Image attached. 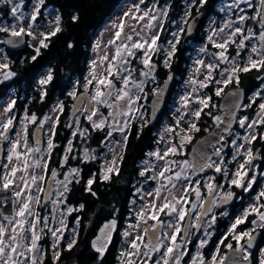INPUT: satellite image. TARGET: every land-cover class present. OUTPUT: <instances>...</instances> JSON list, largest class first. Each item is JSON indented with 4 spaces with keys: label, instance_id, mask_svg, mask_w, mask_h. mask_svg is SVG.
I'll return each mask as SVG.
<instances>
[{
    "label": "snow or ice",
    "instance_id": "1",
    "mask_svg": "<svg viewBox=\"0 0 264 264\" xmlns=\"http://www.w3.org/2000/svg\"><path fill=\"white\" fill-rule=\"evenodd\" d=\"M195 3V0H193ZM205 0H200L201 5ZM0 4L11 5L10 13L13 19L17 23H13L9 26L0 24V33H7L10 37L15 39H8L6 43L16 46L23 43L22 37L28 36L33 39H38V46H33L35 55L31 57L32 61H36L37 57L41 53V49L49 46L50 38L56 36L62 31L61 17L57 15L55 20L51 23L55 24V27L47 32H40L37 37L34 32V28L37 27L38 17L41 16V9L44 7L45 0H36L31 7L30 14H26L23 11L24 0H0ZM260 11H256L251 17L240 15L236 21L229 20L223 27L213 31V36L219 33H224L225 29H231L224 39L216 41L213 36L209 37V41L213 47L218 49L213 54V62L205 64L203 60H197L196 64L199 65L195 69L197 73L201 72V69H206V74L203 80L191 79L190 83L194 85L191 92L181 97L182 108L185 111L181 112L179 118L176 120L175 125L168 127L165 131L171 134L169 139V146L164 149L163 152L157 150L150 155H154L157 160H164L165 165L161 170L155 172L152 177L153 180L159 179L160 185L156 187L152 192L147 193L153 199L150 203L145 204L136 213L137 223L130 225L129 227H135L138 231L136 236L130 241L131 251H122L121 257H124L121 264H137L136 257H142L139 260V264H181L182 258L188 253L184 250L178 251L182 248V245L177 242L178 237L184 232L187 235L188 227H200L199 221L201 215H197L195 225H185L186 217L189 216V209L185 205L191 204V209H196L197 205L192 203L188 199L190 192H195L197 200L201 199V192L199 187V180L193 181L192 176L196 173L203 172L205 168H213L217 173H222L226 178L228 176L227 168L224 166L223 157H221L220 163L211 161V158H207L203 163L200 160L194 158L193 162L184 160L179 166L178 171H174L171 165L176 162L174 160H168L169 156H176L184 154V149L187 144H190L193 140L194 134L201 131L198 126V122L201 119L202 113L206 108L216 107L212 103V97L207 94L194 95L199 90L206 89L210 84L215 85V96L220 97L224 93V88L229 84L235 82L237 85L240 83V73H248L252 70L261 71L264 69V0H259ZM141 5H145V0H138L133 2L127 11L119 17V23L112 22V29L114 30L110 39L104 42L102 39H98L94 42L93 50L101 51V49H111V51H105L103 55L98 57V60H93L90 64L89 77L85 78L83 84L84 91L77 93L74 89L69 92L68 95L77 100L78 103L73 105L74 114L80 112L85 115V118L91 122V127L95 130H104L109 127L105 140L101 141L102 147H107L105 141L112 137L114 131H119L124 135L123 143L117 141L116 143L121 147V153H115L113 149V157L111 161L106 162V166H102L101 178L105 181L111 179V175H119V162L124 159L123 148L126 147L128 136L125 134V129H128V122L125 121L123 125H119L118 117L121 115L129 116L134 110V106L141 99L137 92H143L145 88L144 80H137L134 78L133 73L136 71L131 67L133 59L139 60L143 65V68L139 71L140 76L150 77L152 81H155V76L152 73L155 71V64L152 63V55L158 51V40L160 39L159 32L163 29L162 19L167 16V10H161L160 15L154 14L155 5L152 8H148L146 5L142 9ZM190 12H186L185 16H190ZM72 21L78 20L77 15L72 16ZM258 21L260 24V31L256 32L253 27H244L246 20ZM130 21L134 23H129ZM182 23L188 25V31L191 32L193 25L188 24L187 19H184ZM27 25V27H25ZM155 30L157 34H151ZM184 29L181 28L180 32ZM180 32H173L172 35L175 38V42L170 41L171 48L167 52V58L164 61L165 67H170L171 57L176 51V44L179 43ZM257 41L253 43V41ZM4 42V41H0ZM235 46L236 53L234 56L229 55V47ZM69 48L74 47L72 43H69ZM206 51V49H201ZM247 51V58L241 63L242 52ZM141 53L137 56L136 53ZM4 62H0V82L10 80L17 74L11 70L10 62H8L7 56L0 53ZM228 65L221 67V65ZM144 69H147L145 71ZM219 70V71H217ZM217 76L221 78H217ZM171 78V77H170ZM53 80V73L48 71L47 75L39 80V84L42 86L41 100L46 96V91L43 90V86L48 85ZM167 83V82H165ZM222 85V86H221ZM164 88H155L157 100L155 104H159L160 98L164 95ZM230 96H236L237 93L233 92L228 94ZM261 96V93L257 92L251 100V103L247 107H251L252 103L256 102V97ZM198 105L192 111H187L191 105ZM16 99L11 98L8 94L0 96V140L7 141L9 143V149L6 155L7 163L0 164V191L8 192L15 199L12 201L13 214L3 215L0 219V264H44V253L38 245V241L41 239L37 228L42 222V217L39 213H34L33 203L39 204V196H33L32 190L35 188L37 192H44V188L41 182L45 181V175L48 171L51 172V177L55 178L57 172L54 169H49L47 161L43 156L37 158L35 154H41L42 149L39 146V140L36 142V146H31L28 141V124H36L38 129L42 128L45 122L51 121V129L49 131V139L47 140L48 157L50 158L51 151L55 147L53 143V137L56 135V126L59 124V116L53 119L50 115H45L43 120H40L35 113L28 115L25 113L22 128L15 133L16 138L11 139L10 133L14 128L15 116L13 115L16 108ZM126 105V108L122 107ZM103 106L108 111L107 116L100 111V107ZM232 107H240L238 103H233ZM259 120H253L247 123V117H243L239 120L240 127L245 126L248 129H253L256 125L264 124V102L259 103ZM64 110L63 102L57 105L53 111L62 113ZM138 111V109H136ZM179 111V110H178ZM208 116H212L217 127L224 123L223 118L220 115H213L211 111L204 113ZM99 116V119L94 117ZM111 118L115 127L108 124V118ZM191 117V119H187ZM79 123L78 119L75 121ZM71 127V125H69ZM87 131V129H85ZM81 135L84 133L81 132ZM75 136L76 133L74 132ZM261 139H264V135H261ZM163 139V137H161ZM224 139L223 136L220 137ZM257 140V135L249 133L244 137V143L237 144L236 140H232L231 143L235 147L232 160L237 163V168L232 177L229 180L230 186L241 188L245 192L253 190L254 184L257 183L256 176L250 175V172L256 167L254 161L257 156L254 155L253 149L248 145H251L253 141ZM72 151V142H68L66 154L63 157L64 163H67L69 156L68 153ZM222 149L217 148L214 155L220 156ZM193 152L200 155L199 150L194 146ZM75 158V157H73ZM239 158H242V162ZM96 159L95 156L88 157L85 154V160ZM42 160L44 161L42 163ZM41 169V174H36L32 169ZM191 169V174L188 170ZM154 171V170H153ZM79 168H70L67 174L64 176L63 181H56L61 185L63 191H58V196L62 200H66L65 193L71 191L69 184L74 182L75 177L79 176ZM140 175H145L144 171L140 172ZM264 175V173H262ZM183 178L184 183L179 182ZM214 178H210L213 180ZM95 177L88 179L86 185V191L93 196L96 195L92 191V185ZM75 182H79L75 180ZM193 184L197 185L193 187ZM209 194L218 190L222 185L215 184L213 182H206L204 185ZM167 194H163L164 192ZM233 193L228 191L225 196L221 197L222 203H227L233 197ZM8 197H3L0 202L7 200ZM256 203L249 204L245 208L241 215L236 216L234 222L231 224L227 233L222 236L214 251L210 257L205 258L203 254L197 253L196 257L192 258L191 264H240V261H247L249 258L248 249L252 247V241L254 239L252 233L256 227L264 228V188L255 195ZM53 201V203H59ZM216 201L212 200L204 210L203 215H207L212 211V207L216 205ZM80 209H83L84 205L81 204ZM204 207L203 204L200 205ZM74 211L73 208H67V212L71 214ZM226 215L227 213H222ZM255 215L256 219L251 220L253 225L252 229L238 230L239 226L248 222V217ZM46 220V218H44ZM216 216H212V223H215ZM151 221L152 223H149ZM60 227L49 229L51 235L55 238V243L52 245L53 249V261L54 264L60 259L61 251L60 242L64 241L63 249L71 251L78 243V232L75 229L72 230L70 237L66 238L64 232L66 225L62 219ZM76 223H79L77 219ZM141 225H144L141 228ZM47 227V224H44ZM116 227V221L112 220L106 223L103 228L100 229L101 236L92 241V248L99 255V259H103L107 250L108 244L111 242L112 231ZM43 231V228L40 229ZM210 237V233H206ZM124 236H131V232L125 231ZM230 237V239H229ZM167 241V243H166ZM227 241V242H226ZM235 242V246L233 244ZM246 241V243H241ZM187 243V241L185 242ZM208 243L207 240H201L199 242V248H203ZM221 246L227 249V252L221 251ZM229 252L231 255H229ZM159 253V259L153 260V256ZM242 254V255H240ZM264 254V253H262ZM260 264H264V259Z\"/></svg>",
    "mask_w": 264,
    "mask_h": 264
},
{
    "label": "trees",
    "instance_id": "2",
    "mask_svg": "<svg viewBox=\"0 0 264 264\" xmlns=\"http://www.w3.org/2000/svg\"><path fill=\"white\" fill-rule=\"evenodd\" d=\"M35 1L24 0V8H30ZM128 1L130 0H45L44 7L41 9L42 14L38 21L44 17L47 9H53L61 17L62 31L50 38L49 46L41 49V53L36 61L31 60V57L35 55V51L29 45V40L28 47L25 50L12 51L8 50L5 44V37L9 34L0 33V41H4L0 42V44L7 50L11 70L17 74L11 80L0 82V96L10 93L13 89L18 101V107L27 111L29 115L35 113L40 120L45 115H49L54 103L57 99H61L64 110L58 115L59 124L56 126V135L53 137L55 147L52 149L47 163L50 170L62 171L71 167L80 169L79 176L75 177L74 182L69 184L71 191L66 193L65 200V207L74 209L69 214L68 225L70 230L65 237H70L71 231L75 229L79 234L78 243L71 251H66L63 249L64 241H61L59 249L61 256L55 264H119L120 260H122L121 252L124 243L123 227L132 212L134 182L140 174L142 163L147 159V154L154 150L157 144L158 124L151 127L149 124L140 126L137 121L132 123L127 132L128 140L124 148L125 155L119 175L113 174L115 182L104 185L99 179L98 159L101 153L102 138L104 137L105 139L108 130L93 129L91 122L86 121L84 117H82L80 127L74 128L71 122L74 120L70 119L73 100L70 99L68 93L71 92L73 85L83 81L88 75L95 37L109 23L117 11L120 10L121 6ZM147 1L145 0V2ZM158 1L162 10L164 0ZM169 1L171 7L167 15L168 28L162 30L160 36H164L167 32H169L167 34H170L172 19L178 18L184 7L181 0ZM199 1L195 3V9L198 7ZM223 1L205 0L203 7L209 8L211 12L220 15L221 11H219L220 7L218 6ZM10 7L11 5L8 4H0V24L4 26L8 24L9 20L13 19ZM73 15L78 16V20L75 22L71 19ZM259 26L258 22L257 29ZM204 40V35H202L198 41ZM69 43H72L74 47L69 48ZM188 51L189 47L184 46L176 49L172 57L174 62L171 63L169 70L183 76L186 70L185 66L189 60ZM49 70L53 73V80L48 85L43 86V90L47 94L41 100L42 86L39 84V80L43 78L45 72L47 75ZM164 70V68H159L158 76L160 79H164L168 73V71L162 72ZM239 75L240 83L237 85L233 82L225 87L224 91L235 86H240L246 90L249 96L257 88H260V85L264 82V69L261 71L252 70L248 73L242 72ZM81 88L82 86L79 88L80 91L82 90ZM207 90L213 96L215 100L213 104L216 107L206 108L204 113L211 111L213 115H219L221 96H215V90L212 87H208ZM261 100L262 97H257L253 106L257 107ZM248 103L250 104L249 100ZM167 112H169L168 106L165 109V113ZM204 113H202L201 119L198 122L201 131L196 133L191 145H189L188 152L197 138L209 132L216 125L212 116ZM74 132L76 133L75 136L73 135ZM81 132L84 134L81 135ZM261 135L257 136L254 146L255 152L257 149L262 148L264 156V140L260 138ZM115 136L124 138V135L121 133H117ZM69 141L72 142V151L68 153L69 159L67 163H64L63 157L66 154ZM84 152L88 153L89 157L95 156L96 159L85 160L83 158ZM262 160L258 162L259 175L257 183L254 184L253 190L249 192L248 196L250 194L252 196L255 195L258 190L257 185L264 177L262 175L264 173V157ZM156 166L160 168V164ZM50 173V171L47 172L48 175ZM93 176L95 180L91 187L92 191L96 193L95 196L85 190L88 179L93 178ZM75 180L79 182L77 183ZM217 180L218 182L222 181L221 177H218ZM233 190L238 191L239 188L234 187ZM243 196L244 198L242 197L241 201L227 209V215L216 218L215 223L211 224L210 230L213 236L210 246L206 247V255L211 253L217 240L227 233L231 219L251 200V197L246 198L245 195ZM81 204L84 205L83 209L79 207ZM44 205L48 204H43L41 197V210ZM47 217L49 218L50 216L47 215ZM77 219H79L78 224L76 223ZM112 220L116 221V231L101 260L98 253L92 248V241L99 237L101 233L100 229ZM44 235L45 239L41 244L44 253V264H54L53 252L56 249L52 247L53 237L48 232V229L45 230ZM223 250L225 251L226 249L223 248Z\"/></svg>",
    "mask_w": 264,
    "mask_h": 264
},
{
    "label": "rangeland",
    "instance_id": "3",
    "mask_svg": "<svg viewBox=\"0 0 264 264\" xmlns=\"http://www.w3.org/2000/svg\"><path fill=\"white\" fill-rule=\"evenodd\" d=\"M16 2H18V0H16ZM133 2H138V0H130V1L126 2L122 6V8L117 11V13L109 21V23L96 35L95 41L98 40V39H102L104 42H106L108 39L111 38L112 33L114 31L112 29V27H111L112 22L115 21L116 23H119V17L123 14L124 11L128 10V7ZM35 3H36V1H35ZM145 5L148 8H152L153 5H155L154 14L160 15V11H161L160 7L161 6H160L158 0H154V1L148 0L147 2H145ZM145 5H141V8L143 9L145 7ZM31 7L28 8V9H25L23 7V11L26 14H30ZM221 7L222 8L220 10H223L225 12L224 15H222V19L218 18L216 14L213 16V18L207 24L206 33L204 35L205 37L213 36V31L214 30H218L219 28L223 27L224 24L226 22H228L229 20L236 21L240 15H245L247 17H251V16H253L255 14L256 11H260L259 0H224L222 2V4H221ZM57 15H58V13L55 10L47 9L46 13H44V17L42 19H40V21H38L39 20V17H38V20L36 22L37 27H35L33 29L34 32L36 33L37 37L39 36L40 32H47V31H50L52 28L55 27V24L51 23V22L55 20V17ZM184 17H185V19H187L186 16H184ZM183 20L184 19L178 20L177 32H180V29L183 26V23H182ZM13 23H17V22L14 19L9 20L8 24H6V26H9V25H11ZM129 23H134V22L130 21ZM162 23H163V19H162ZM257 25H258V21H253V20L249 19V20H246V22L244 24V27L247 28V27L251 26V27L254 28V30L256 32H259L261 29H260V26L257 29ZM25 27H27V25H25ZM229 31H231V29H225L224 33H219L218 35L213 36L214 37L213 39L219 42V41H221L222 39H224L226 37V35H227V33ZM161 32H162V30L159 32V35H160ZM151 34H157V33H156L155 30H153ZM28 40H29V45L30 46H32V47L33 46H38V39H33L31 37H28ZM255 42H257V41L254 40L253 43H255ZM233 47H235V46L233 45V46L229 47V55H230V52L233 50ZM201 49H206V51H202ZM6 51H7L6 48L3 47L0 44V53L5 54L7 56V59H8V54H7ZM105 51H111V49L110 48L109 49H103L102 48L100 52H97V51L93 50L92 51L93 55H92V58H91V62L93 60H98V57L103 55ZM217 51H219V50L217 49ZM213 54H214V52L210 49L209 45H207V46L205 44L201 45L199 50L193 51V54L191 56L190 63H189L190 64L189 65V69H188L186 75L185 76H181L180 79H179L180 81H179V83L177 85V90L178 91L175 92L173 98L169 102V112H167L163 116L162 123H161V125L159 126V128L157 130L158 140H157L156 147H155L154 150L150 151L147 154L146 161L144 163H142V168H141L140 172L144 171L145 175L141 176L139 174V176L137 177V180L134 182L135 183L134 184L135 185L134 186L135 189L133 191L134 195H133V198H132V212H131V215L129 216L127 222L124 223V227H123L124 228V232L125 231L131 232V236L125 237L124 236V232H123L124 243H123L122 251H131V249H130V241H131V239H133L136 236L138 230L135 227H129V226L130 225H135L137 223L136 213L141 209V207H143L145 204H148V203H150L152 201L153 198L151 196L147 195V193L152 192L161 183V181L159 179L153 180L150 177H152L155 172H158L159 170H161L163 168V166L165 165V161L164 160H157L154 155H150V154L156 152L157 150L163 152L164 149L169 146V139L171 137V134L167 133L165 130L168 127H170V126L175 125L176 120L179 118L180 113L185 111V109L182 108L181 97L186 95V94H188V93H190L192 88L194 87V85H192L190 83V80L191 79L203 80L204 75L206 74V71H207L206 69H201V73L200 74L197 73L195 71V69L197 67H199V65L196 64V61L197 60H203L205 62V64H207L209 62H213V60H214ZM136 55L140 56L141 53L137 52ZM234 55L235 54H233L232 56H234ZM247 55H248L247 51L242 52L241 61H240L241 63H243V61L247 58ZM0 62H4L2 56H0ZM131 67L133 69H135L136 71H140L143 68V65L141 64V66L139 67L138 64H134V62L132 61ZM221 67H223V66L221 65ZM144 70L147 71V69H144ZM155 71H156V67H155ZM155 71L152 73V75H154V76H155ZM217 71H219V70H217ZM89 72H90V69H89ZM89 72H88V75L86 77H89ZM45 76H46V72L43 75V78ZM133 76L137 80H144L145 88H144L143 92H137V90H134V93L135 94H139L141 96V99L134 106V110L129 114V116L126 117V116L121 115L120 117H118L119 125H123L125 123V121L128 122L129 127H128V129H125V134L126 135H127V132L129 131L130 126L135 121H137L140 126L148 125V123H149V119H148L149 112H148L147 106L150 104L149 98L152 97L155 94L153 92V89L157 88V85H158L157 81H159V79L156 76H155V81H152L150 77L146 78V77L140 76L139 72H136V73L134 72ZM217 78H221V77L217 76ZM6 81H8V80H6ZM84 82H85V79L83 81H81V82L76 83V85H73L71 91H73L75 89L77 91V93L78 92H82L84 90L83 89ZM80 86H82V88H81L82 90L81 91L79 89ZM159 86L160 85H158V88H159ZM209 87H212L215 90L216 86L213 85V84H210ZM206 90H207V88L199 90L194 95L207 94L208 96L212 97V103H214L215 100H214L213 96L209 92H207ZM11 91L12 92L10 94H8V95L11 98L16 99V95L13 92L14 90L12 89ZM253 95L251 97V100L254 97ZM222 96H223V94L221 95V97ZM69 97H70L71 100L74 101V99L71 96H69ZM61 102H62L61 99H57V101L53 105L52 111L49 114L50 116L53 117V119H55V117L60 114V112H58V111L54 112L53 109L56 108L57 105L60 104ZM262 102H264V101H261L260 103H262ZM247 105H249L248 102H247L246 107L244 108V110L238 116L239 120L241 118H243V117H247L248 118V120L246 121V125H247V123H250L253 120H259V116L257 115L258 112H259V107L258 106L255 107L252 104H251V107H247ZM122 107L126 108V105H124ZM196 107H198V105L193 104V105H191V107L189 109H187V111L190 112L193 109H195ZM136 109H138V111ZM100 111L102 113H104L105 116H107V113H108V111H110V109H107V108L101 106L100 107ZM25 113L28 114L27 111H25L24 109H20L18 106H16V108L14 109L13 115L15 116V120H14V128H13V130L10 133V138L11 139H15L16 138L15 133L21 130L22 121H23ZM219 115L221 117H223L222 112H220ZM84 116L85 115L83 114L82 116L77 118L78 121H79L78 124L75 123V121L77 119H75L74 121H71L73 123V127L74 128L80 127V122L83 119L81 117H84ZM0 119H2V118H0ZM94 119L98 120L99 116L94 117ZM187 119H191V117H188ZM41 120H43V118ZM86 121H88V120L86 119ZM23 122L26 123V121H23ZM108 124L110 126H112V127L116 126L110 117L108 118ZM35 126H37V125L36 124H28V141H29V144L31 146H35L33 144V140H32V133H33V129H34ZM43 126L45 127L46 146L42 150L41 154H35V155L37 156V158H39L40 156H43L44 159L46 161H48L49 157H48V151H47V140L49 139V131H50L51 126H52L51 125V121L45 122ZM105 129H107L108 131L110 130L109 127H106ZM117 133H121V132H119V131H114L113 132L112 137L109 138L111 143L107 144V148L108 149H113L115 153L116 152L120 153L121 152V147L118 148V146L116 145V143L114 142V139H113L114 135L117 134ZM249 133L255 134L257 136H259L260 134L264 135V124H259L258 123L255 128L248 129L246 126L244 128L240 127V124L238 123L237 128L229 136L230 142L232 140H236L237 144L244 143V137L247 136ZM195 136H196V133L194 134L193 139L195 138ZM161 137H163V139H161ZM262 140H264V139H262ZM0 142L2 143L3 146H5V149H6L4 159L0 158V164H3V163H7L6 155H7V152H8V149H9L10 145H9V143L7 141L0 140ZM191 143L187 144L185 146L184 154L176 155V156H169L167 158L168 160H174L176 162L174 165H171L173 167L174 171H178L179 170V166L186 159L191 163V159L188 156L189 155L188 148H189V145H191ZM248 146L253 149V153H254L255 152L254 141L252 142L251 145H248ZM189 151H190V149H189ZM235 152H236V149L231 143L230 149L227 152H221L220 156H217L216 158L213 159V161H215L217 164H219L220 160H221V157H223V160L225 162L224 166H226V168H227L228 176L226 178L222 173H216V174H210V175H208L206 177H202V178L198 179L199 180L200 192H201V199L200 200L196 199L195 192H190L189 193L188 199L192 203H195L197 205V208L194 209V210L191 209V204L185 205V207L189 209V213H192V212L193 213H196V212L199 213V211L201 209L200 205L202 204V202L204 200V197L208 194V190L204 186L206 182L217 183L218 182L217 178L221 177L222 181L217 183L219 185H222V187L220 189H218L219 196L224 195L225 192H228V191H231V190L234 189L235 186H230L229 185V180L232 177V173H234L236 171V168H237V163L232 160V157H233ZM85 154H86V152L83 153V158L84 159H85ZM110 154H111V157H112L113 154H114L113 151H111ZM87 155L89 157L88 153H87ZM239 159L242 162V158H239ZM43 162L44 161L42 160V163ZM157 164H160V168H158L156 166ZM231 165H233V166H231ZM71 168H73V167H71ZM230 168L232 169L231 171H230ZM257 168H258V166H257ZM257 168L254 171V175L256 176V179H257V177L259 175ZM69 169L70 168H66V169H64L62 171H56L57 172V176H56L57 181H63L64 180V176L67 174ZM30 171H33L36 174H41V172H42V170L39 169V168L32 169ZM188 173L191 174V169L188 170ZM50 176H51V173H50V175L46 174L45 175V181L41 182L40 186H42L44 188L45 184H46V181H47V178L50 177ZM210 178H214V179L210 180ZM191 179L193 181H195L193 176L191 177ZM179 183L180 184L184 183L183 178L181 179V181ZM196 186L197 185L193 184V187H196ZM257 188H258L257 192H259L261 190V188H264V178L261 179L260 183H258ZM58 191H63V188H62L61 185H59V184H57L55 182V195H54V198H53L51 203H49L48 205H44L43 209L41 210L40 209V206H41V194L43 192H37L35 190V188H33V190H32V195L33 196H39V200H40L39 204L33 203L32 207H33L34 213H39V215L42 217V222H41L40 225H38V228H37V231H38L39 235L41 236V239L38 241V245L41 248V250L43 248L41 246L42 241L45 239V235H44L45 230L48 229V232H49V229H54V228L60 227L61 225H60L59 222L62 219L64 220L65 225H66V230L64 232V236L70 230L69 225H68V223H69V213L67 212V208L68 207H65V200H62V198H60L58 196ZM163 194L166 195L167 192L165 191ZM248 194L249 193H246L245 196L248 197V198L251 197V200H250L251 204L252 203H256L254 197H255V195L257 193H255L254 196H252L251 194L248 196ZM65 196H66V193H65ZM243 198H244V196H243ZM58 200H60L61 202L53 203V201H58ZM51 211H52V213H51ZM224 211L225 210H222L221 213L217 211L216 214H215L216 218H218L220 216L223 217L224 215L222 213H227V212H224ZM242 212L243 211H238L236 216L241 215ZM47 215H49L50 217L48 218ZM44 218H46V220ZM0 219H1V214H0ZM45 223L47 224V227H44ZM149 223H152V222L149 221ZM211 224H212V217H210V219L205 221L203 229L200 232L199 236L196 237V238L191 239L190 243L187 242V243L184 244L183 240H182V235H180V237H178L177 242L182 245V248L179 249L178 251L184 250V251H186L188 253L187 255H185L182 258L181 264H191L192 258L196 257L198 252L203 254V256L205 258L210 257L211 253L214 251V249H215V247H216V245H217V243L219 241V239H218L217 242H216V245L213 246V249H212L211 253L206 255L205 249H206L207 246H210L211 238L213 236V233L210 230ZM143 227H144V225H141V228H143ZM41 228H43L42 232L40 231ZM240 229H242V228H240ZM115 231H116V227L112 231V238H113V236L115 234ZM206 233H210L211 234L210 237L208 235H206ZM99 236H101V233H100ZM112 238H111V240H112ZM201 240H207L208 241V243L203 248H199L198 247L199 246V242ZM55 242H56L55 238L53 237L52 243L54 244ZM166 243H167V241H166ZM221 251L222 252H227L228 250L226 249L224 251L223 247L221 246ZM123 259H125V258L122 257V260ZM134 259H136L137 260V264H139V260L142 259V257H136ZM156 259H159V253H156L153 256V260H156ZM122 260H120L119 264H121Z\"/></svg>",
    "mask_w": 264,
    "mask_h": 264
},
{
    "label": "water",
    "instance_id": "4",
    "mask_svg": "<svg viewBox=\"0 0 264 264\" xmlns=\"http://www.w3.org/2000/svg\"><path fill=\"white\" fill-rule=\"evenodd\" d=\"M204 16L205 13H199L197 15H195L194 17H192L188 24H192V30L191 32L188 31V25H186V33H185V39H189L191 37H194L197 33V31L199 30V28L201 27V24L204 20ZM8 39H15L10 37V35H7L5 37V44H6V48L8 50H12V51H22L25 50L28 47V36H24L22 37L23 39V43H20L16 46H12L8 43H6V41ZM171 77V78H170ZM175 79H176V75L174 72H170L168 73V75L166 76L165 81L161 84V86L159 88H164V95L163 97L160 98L159 104H155L154 102L157 100L156 95L154 94L152 99H151V105H150V116H149V125L151 127H154L160 116L164 113V110L166 108L167 105V101L169 99V96L171 94V91L173 89L174 83H175ZM167 82V83H165ZM236 92L237 95L236 96H230L228 94ZM247 99V94H246V90L243 87H235V88H231L229 89L227 92H225V94L223 95L220 104H219V109L221 112H223V120L224 123L221 124L219 127H217V125H215L209 132H207L206 134H204L203 136L199 137L196 139V141L193 143V145L191 146L190 152H189V158L191 159V162H193L194 158L196 160H200L201 163L204 162V160H206L207 158H211V161L214 159V157L216 155H214L215 151L217 148H221L222 151H227L230 148V140L228 138V136L232 133V131L237 127L238 125V115L240 113V111L242 110L245 102ZM78 101L74 100L73 105L77 104ZM233 103H238L240 105V107H232L231 105ZM80 114V112H77L74 114V109L73 106L70 110V116H71V120H74L76 117H78V115ZM223 136L224 139L221 140L220 137ZM37 140H39V146L41 147V149L43 150L45 147V128L44 126L40 129H38V127L36 126L33 132V142L36 145ZM196 147L199 150L200 155H197L196 153L193 152V147ZM260 153H261V149H258L254 155L257 156V159L254 161V164L256 165V163L259 161L260 159ZM0 157L3 158L4 157V147L3 145L0 143ZM254 169L252 170V172H250V175H252ZM215 169L213 168H205L203 172H197L196 175L194 176L195 178H199V177H203L206 175H209L210 173H214ZM55 178H50L47 181V185L45 187L44 193H43V203L44 204H48L52 201L53 198V194H54V190H55ZM243 190L240 188V192H242ZM217 190L213 191L211 194H208L203 202L204 207L201 208L200 210V214L201 215V219L199 221L200 227H196L195 229V235H198L199 232L201 231L204 221L209 219V217L213 216L215 211L217 209H222L225 208L227 206L232 205L235 202L237 193H233V197L227 201V203H222L221 202V198L218 199L216 202V205L212 207V211L208 212L207 215H203L204 210L209 207V204L212 200H215V194H216ZM3 197H8L7 200H3L2 202H0V211L3 215H11L13 214V206H12V201L15 199L14 197L11 196L10 193L8 192H3L0 191V199H2ZM193 220H194V214L193 213H189V216L186 217L185 220V225H189V224H193ZM190 231H191V227L187 228V235H185L184 232H182V239L183 242L185 243L190 235ZM253 241H252V247L250 248L251 250H255L260 239H261V232H255L253 234ZM246 243V242H245ZM229 255H231V253L229 252ZM242 255V254H240ZM240 264H254V261L252 258H248L247 261H240Z\"/></svg>",
    "mask_w": 264,
    "mask_h": 264
},
{
    "label": "flooded vegetation",
    "instance_id": "5",
    "mask_svg": "<svg viewBox=\"0 0 264 264\" xmlns=\"http://www.w3.org/2000/svg\"><path fill=\"white\" fill-rule=\"evenodd\" d=\"M199 0H195V3H197ZM181 2H182V4L184 5V7L182 8V11H181V13L179 14V16H178V18H176V19H172V24H171V26H170V28H171V31H170V34H167V33H169V32H167V33H165V35L164 36H160V39L158 40V51L157 52H155L153 55H152V63L153 64H155L156 65V71H155V76L159 79V81H157V84L158 85H161L164 81H165V78L164 79H160V77L158 76V71H159V68H164L165 70L164 71H162V72H165V71H168L169 72V69H170V67H165V65H164V61H165V59L167 58V52L170 50V48H171V45H170V41H172V42H175V38L173 37V35H172V33L173 32H177V23H178V20H180V19H185V13L186 12H191V15L190 16H187V22L192 18V17H194L195 15H197L198 13H202V12H204L205 13V16H204V20H203V22H202V24H201V27L199 28V30L197 31V33H196V35L194 36V37H191V38H189V39H185V33H186V25L187 24H184L183 23V26H182V28L184 29V31L183 32H180V35H179V43L178 44H176V49H179L181 46H184V47H189V50H190V55L192 56V54H193V51H197V50H199L200 49V47H201V42L202 41H198L199 40V38L202 36V34L203 35H205V33H206V28H207V24H208V22L213 18V16L216 14L215 12H211V10L209 9V8H204L203 7V4L201 5V3H199L198 4V7L195 9V6H196V4L193 2V0H181ZM200 2V1H199ZM201 5V6H200ZM170 7H171V5H170V1L169 0H164L163 1V8H162V10H164V9H166L167 10V15H168V12H169V9H170ZM196 10V11H195ZM195 11V12H194ZM217 15V14H216ZM217 17L218 18H220V19H222V16H219V15H217ZM220 25V24H219ZM165 28H168V21H167V16L166 17H164L163 18V29L162 30H164ZM205 41V40H204ZM199 48V49H198ZM100 52V51H99ZM235 52H236V50H235ZM174 56V55H173ZM172 56V57H173ZM172 57H171V61H170V65H171V63L172 62H174L173 61V59H172ZM133 62H134V64H138V66L140 67L141 66V63L138 61V60H136V59H133L132 60ZM190 61V58H189V60H188V62ZM190 63V62H189ZM185 69H187L186 68V66H185ZM188 69H189V65H188ZM188 71V70H187ZM136 72H139V71H135V73ZM185 72H186V70H185ZM177 75V78H176V81H175V86L173 87V89H172V92H171V94H170V96H169V99H168V103H167V105H166V107L168 106L169 107V102L171 101V99L173 98V96H174V94H175V92L176 91H178L177 90V85H178V83H179V79H180V77H181V75L180 74H176ZM184 76V75H183ZM158 85H157V88H158ZM160 87V86H159ZM84 91V90H83ZM82 91V92H83ZM79 93H81V92H78V94ZM151 98L152 97H150L149 98V100H150V103H151ZM147 108H148V112H149V116H150V104L147 106ZM166 114V113H165ZM164 113L161 115V117L159 118L160 119V123H158V126H160L161 125V123H162V119H163V116L165 115ZM83 114L81 113L80 115H79V117L80 116H82ZM149 116H148V119H149ZM82 118V117H81ZM84 118H85V116H84ZM45 128V127H44ZM206 134V133H205ZM201 137V136H200ZM114 142L116 143L117 141H120L121 143H123V139L124 138H119V137H117V136H115L114 135ZM102 140H105L104 139V137L102 138ZM230 140V139H229ZM196 141V140H195ZM1 143V142H0ZM109 143H111V141H110V139L107 141V143L106 144H109ZM2 144V143H1ZM33 144H34V142H33ZM35 145V144H34ZM116 145L118 146V148L120 147V145H118L117 143H116ZM36 146V145H35ZM45 146H46V144H45ZM4 147V157H5V152H6V149H5V146H3ZM45 148V147H44ZM125 148V147H124ZM124 148H123V152H122V154H123V157H124V155H125V151H124ZM259 149H261V153H260V159H259V161L258 162H261V161H263L262 159H263V149L262 148H259ZM110 152L111 151H109V149L107 148V147H102L101 146V153H100V156H99V159H98V163H99V175H100V177H99V179H100V181L102 182V184H113V182H115V180L113 179V176L111 175V179H109V180H107V181H105V180H103L102 178H101V172H102V170H103V168H102V166H106V162L107 161H111V159H112V157H111V154H110ZM221 152H225V151H221ZM227 152V151H226ZM107 153V154H106ZM116 153H118V152H116ZM121 153V152H120ZM106 154V155H105ZM147 157V156H146ZM217 156H215L214 158H216ZM2 159H4V158H2ZM213 161V160H212ZM122 162H123V160L122 161H120L119 162V170L121 169V167H122ZM257 166L259 167V163L256 165V167H255V169L257 168ZM257 170H258V168H257ZM57 171V170H56ZM255 171V170H254ZM210 174H215V172L214 173H210ZM209 174V175H210ZM252 174H254V172L252 173ZM206 176H208V175H206ZM206 176H203V177H206ZM51 177V176H50ZM50 177H48L47 178V180L50 178ZM200 178H202V177H199L198 179H200ZM261 178V177H260ZM137 180V179H136ZM57 181V179H56V177H55V182ZM47 182V181H46ZM217 183H219V182H217ZM217 183H215V184H217ZM46 185V184H45ZM254 187V186H253ZM45 188V187H44ZM45 190V189H44ZM231 192L232 193H237V196H236V199H235V202L233 203V204H235V203H237V202H239V201H241V199H242V197H243V195H246V193H249V192H245V191H242V192H240V188H239V190L237 191V190H231ZM226 193L227 192H225L224 193V195H221V196H219V191L217 190V192H216V196H215V201H217L218 199H220L221 197H223V196H225L226 195ZM43 194V193H42ZM42 194H41V197H42ZM54 195H55V193H54ZM206 197V196H205ZM204 197V198H205ZM247 198V197H246ZM52 202V201H51ZM50 202V203H51ZM232 204V205H233ZM232 205H230V206H227V207H225V208H222V209H217L216 211H215V213H214V215L216 214V212L218 211V212H222V210H225L224 212H226L227 211V209L229 208V207H232ZM201 210V209H200ZM200 212V211H199ZM193 213V212H192ZM194 214V220H193V224L192 225H195L196 223H197V221L195 220V217L197 216V215H199V213H193ZM212 217V216H211ZM209 219H210V217H209ZM234 219H235V216L231 219V223H230V226H231V224L234 222ZM253 219H256V217H255V215H252V216H249L248 217V222H246L244 225H241V226H239V228H238V230L240 229V228H242V229H244V230H249V229H252L253 228V225L251 224V220H253ZM208 220V219H207ZM207 220H205V221H207ZM205 221H204V223H205ZM203 226H204V224H203ZM229 226V227H230ZM195 229H196V227H191V231H190V235H189V237H188V240H187V242L188 243H190V240L191 239H193V238H196V237H198L199 236V234H200V232L202 231V229H203V227H202V229H201V231L199 232V234L198 235H195ZM261 232V239H260V241H259V243H258V245H257V247H256V249L255 250H251V249H248V253H249V257L250 258H252L253 259V261H254V264H260V262H261V260L262 259H264V254H262V253H264V228H260V227H256V229H255V231L252 233V235L255 233V232ZM229 239H230V237H229ZM246 241H241V243H245ZM233 244H234V246H235V242L233 241ZM205 252H206V249H205Z\"/></svg>",
    "mask_w": 264,
    "mask_h": 264
},
{
    "label": "bare ground",
    "instance_id": "6",
    "mask_svg": "<svg viewBox=\"0 0 264 264\" xmlns=\"http://www.w3.org/2000/svg\"><path fill=\"white\" fill-rule=\"evenodd\" d=\"M124 4H125V3H124ZM124 4H123V5H124ZM123 5H122V6H123ZM122 6H121V8H122ZM121 8H120V9H121ZM198 14H199V13H198ZM103 28H104V27H103ZM103 28H102V29H103ZM102 29H101V30H102ZM101 30H100V31H101ZM8 94H10V93H8ZM74 100H75V99H74ZM16 101H17V98H16ZM17 102H18V101H17ZM73 103H74V101H73ZM167 103H168V101H167ZM16 106H18V105H16ZM72 106H73V104H72ZM165 109H166V108H165ZM80 114H81V113H80ZM80 114H79V115H80ZM79 115H78V117H79ZM238 116H239V115H238ZM78 117H76V118H78ZM160 117H161V116H160ZM76 118H75V119H76ZM70 119H71V116H70ZM75 119H74V120H75ZM155 126H156V125H155ZM230 135H231V134H230ZM230 135H229V136H230ZM229 136H228V137H229ZM45 138H46V137H45ZM45 144H46V141H45ZM192 145H193V144H192ZM230 145H231V142H230ZM190 149H191V148H190ZM229 149H230V148H229ZM229 149H228V150H229ZM228 150H227V151H228ZM257 150H258V149H257ZM189 152H190V151H189ZM225 152H226V151H225ZM0 158H1V157H0ZM3 158H4V157H3ZM1 159H2V158H1ZM257 164H258V162L256 163V165H257ZM254 170H255V168H254ZM253 172H254V171H253ZM50 178H52V177H50ZM50 178H49V179H50ZM193 178H194L195 180L198 179V178H195L194 176H193ZM263 178H264V177H263ZM47 181H48V180H47ZM54 184H55V183H54ZM46 185H47V182H46ZM46 185H45V187H46ZM44 189H45V188H44ZM257 191H258V190H257ZM43 193H44V192H43ZM54 193H55V190H54ZM256 193H258V192H256ZM208 194H209V192H208ZM208 194H207V195H208ZM207 195H206V196H207ZM215 196H216V194H215ZM53 198H54V194H53ZM53 198H52V200H53ZM204 199H205V198H204ZM203 202H204V200H203ZM203 202H202V204H203ZM42 203H43V194H42ZM43 204H44V203H43ZM48 204H49V203H48ZM249 204H251V201H250V200H249V201L246 203V205H245L242 209H240L239 211H243L245 208L248 207ZM0 214H1V219H2V213H1V211H0ZM199 214H200V212H199ZM235 217H236V215H235ZM184 223H185V222H184ZM228 229H229V227H228ZM181 235H182V233H181ZM182 240H183V239H182ZM187 240H188V239H187ZM183 243H184V242H183ZM184 244H185V243H184Z\"/></svg>",
    "mask_w": 264,
    "mask_h": 264
}]
</instances>
